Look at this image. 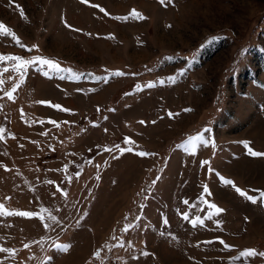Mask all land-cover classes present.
I'll return each mask as SVG.
<instances>
[{
    "label": "rangeland",
    "instance_id": "rangeland-1",
    "mask_svg": "<svg viewBox=\"0 0 264 264\" xmlns=\"http://www.w3.org/2000/svg\"><path fill=\"white\" fill-rule=\"evenodd\" d=\"M0 23L26 46L0 54L70 70L29 67L9 100L0 62V204L35 213L0 215V264H264L240 256L264 252V201L221 179L264 191V0H0Z\"/></svg>",
    "mask_w": 264,
    "mask_h": 264
},
{
    "label": "snow or ice",
    "instance_id": "snow-or-ice-1",
    "mask_svg": "<svg viewBox=\"0 0 264 264\" xmlns=\"http://www.w3.org/2000/svg\"><path fill=\"white\" fill-rule=\"evenodd\" d=\"M82 2L87 3L88 0H82ZM161 3H165V0H161ZM101 11H104L103 9H101ZM132 17L134 18H138V19H144V17L142 16V14L138 13L135 9L132 10L131 14ZM128 17H124V19H127ZM0 34H7L9 36H11L17 44H20L19 38L15 36V33L11 32V30L7 29L2 23H0ZM21 47H26L23 44H20ZM32 47H36V46H32ZM28 51H31V48L28 49ZM167 59H171V57H168ZM8 60H12V61H17L19 63H17L14 66V71L19 74V81L18 83L10 90V91H4L3 95L5 97H7L9 100H14L15 97L13 95L14 92H16L17 88L24 82V78L27 75V70L29 67H37V70L40 71L43 75L45 76H49V71L45 70V66H47L48 69H55L57 72L59 71H70V70H66V69H61L59 64L57 62H54L48 58L45 57H41V56H34L32 57L30 60H24L22 57L20 56H14V55H3L0 54V62L3 61H8ZM7 71L6 68L4 69H0V73ZM112 75H116V76H123L125 75V73L120 72V71H116L114 73H112ZM61 79H63L64 77L61 76ZM101 79H105L103 77H100ZM172 82H175V77H171L169 78ZM165 81L161 80L160 83L163 84ZM4 83V81L2 79H0V86H2ZM149 87L154 86L153 84H149ZM40 103H47L44 101H41ZM53 107H56L57 109H60V105H53ZM63 111H69L68 109H63ZM52 123H56L55 121H52ZM141 123H143V121H141ZM4 129L0 128V140H3V133H4ZM207 131V129L205 130ZM14 138V137H13ZM199 141L200 143H202L204 146H208L211 145L212 147H215V143L213 140L211 139H205L203 134H198L195 137L190 138V146L193 148V150L195 149V142ZM241 143H243L245 145V147H248V142L247 141H242ZM117 147H119L117 145ZM130 150V149H129ZM248 152L250 155L253 156H262L264 155V153H260V152H256L253 151L251 148H248ZM7 153H5L6 155ZM138 155L140 156H146V155H154L153 153H146V152H139ZM202 164L207 165L209 164V161L205 160L202 161ZM209 171H211V169H209ZM223 183L225 184H230L232 185L236 192L239 193L242 197L252 201L253 203H256L257 200H261L264 201V191H260L258 196H250L248 195L247 192L241 190L240 188L236 187L234 182H232L231 180H227L224 179L223 177H221ZM153 183H155V181H153ZM205 192H208L207 186H205L204 188ZM185 204L188 203L187 200L184 201ZM209 208H210V212L208 213V215L204 218H201L199 216L195 217L191 223L193 224V226H196L197 224L203 225L204 224V220H212L214 216L218 215L220 212L223 211V209L219 208L218 206H216L215 204H209ZM0 215H18V216H25V217H30L35 215V213L32 212H12V211H8L7 209H5V206L3 204H0ZM183 218L184 219H188V214L184 213L183 214ZM41 219H43V217H41ZM48 219L55 221L56 218L54 216H49ZM164 223L167 224V218L164 219ZM134 224H128L124 229H122L123 231L127 232L130 228L134 227ZM45 227H49V225L45 224ZM163 235V233H161ZM222 244L224 243L223 241H220ZM210 243V242H209ZM25 247H28V245H24ZM57 248H59L62 251H67L68 247H70V245H63V244H57L55 245ZM122 246V245H120ZM226 247H231L229 245H225ZM0 252H5V253H12L13 250L12 249H8V248H0ZM143 255H148V253H142ZM96 256H99V252H97L95 254ZM253 255H264V252L261 253H257V251L255 249H245L240 253V256H253ZM238 258V257H237ZM51 259V258H49Z\"/></svg>",
    "mask_w": 264,
    "mask_h": 264
}]
</instances>
